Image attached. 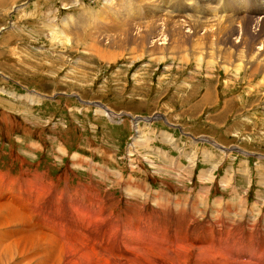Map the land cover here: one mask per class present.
I'll use <instances>...</instances> for the list:
<instances>
[{
	"label": "rangeland",
	"instance_id": "374dc122",
	"mask_svg": "<svg viewBox=\"0 0 264 264\" xmlns=\"http://www.w3.org/2000/svg\"><path fill=\"white\" fill-rule=\"evenodd\" d=\"M103 2L0 0V75L6 78L0 77V90L12 94L0 92V264H56L59 244H54L48 235L44 240L38 235L43 233L36 229L39 215L44 214L59 219L79 218V223L93 235L75 233L72 238L85 248L89 246L88 252L97 251L98 241L93 236L98 232L97 237L102 239L106 228L112 239L127 242L129 238L146 239L148 229L155 235L165 227L191 236L195 224L199 234L192 238L218 241L220 235L211 234L217 222L223 230L233 229L236 240L230 236L226 242L234 240L233 246L227 245L238 251L243 236L246 240L264 238V160H249V175L234 184L237 193L229 187L217 189L221 194L208 195L211 174H202L221 162L215 160L224 154L220 150L206 143L192 144L162 121L139 122L134 128L126 117L110 123L108 120L114 117L108 119L99 112L105 109L93 110L74 98L56 95L73 94L82 101L101 102L115 112L164 114L169 123L181 125L185 133L209 136L228 148L237 146L240 143L229 130L236 132L238 124L231 129L234 121L246 117L240 116L238 108L231 110L225 101L253 84L256 86L252 91L264 84V21L246 15L243 27L200 23L199 30L193 31L188 17L178 12L166 14L164 6L155 0ZM182 6L178 4L176 9ZM238 16L241 15L228 18H241ZM55 33L62 36V44L52 40ZM194 42L201 48L194 49ZM97 47L100 50L96 51ZM223 49H231L233 59L224 60ZM198 57L201 60L196 61ZM235 68H239L237 75ZM204 86H208L206 92L201 88ZM28 91L56 96L28 104ZM213 92L219 95L218 101ZM235 102L244 108L251 105L246 100ZM222 107L232 111L228 119L222 118ZM258 112V117L248 118L250 136L246 137H251L252 150L264 155V143L259 142H264V112ZM164 129L174 135V143H165ZM76 160L82 161L74 163ZM225 161L236 164L238 160ZM33 172L40 174L31 177ZM5 173H23V177L10 178ZM127 182L145 190L151 187L152 193L144 198L147 201L140 199V192H134L137 186L129 188ZM54 183L63 197L54 195ZM33 191L37 197L34 200ZM124 191H128L129 198ZM156 197L158 203L154 201ZM8 204L17 211L18 219L6 207ZM163 204L172 207L167 214L157 208ZM80 205L86 207L83 213ZM177 209L179 220L172 218ZM146 216L151 218L145 220ZM34 219L36 222L30 224ZM87 220L92 224L86 225ZM101 221L113 227L102 229ZM19 223L25 232L30 225L38 236L32 246L27 242L23 247L17 244L16 232L22 229ZM248 233L250 238L246 237ZM227 247L218 249L231 253L233 250ZM193 253L200 262L208 251L195 249ZM168 255H173L172 249L166 251ZM136 258L131 257L137 261Z\"/></svg>",
	"mask_w": 264,
	"mask_h": 264
},
{
	"label": "bare ground",
	"instance_id": "6f19581e",
	"mask_svg": "<svg viewBox=\"0 0 264 264\" xmlns=\"http://www.w3.org/2000/svg\"><path fill=\"white\" fill-rule=\"evenodd\" d=\"M121 1H123V3L126 1V0H121ZM153 1V0H152ZM186 1L187 0H182V1H180V2H178V3H173L172 4V6H171V9H166L165 8V2H164V4H161V2H158L157 0H155V2L156 3H158V4H160V5H163L164 6V11H166V14H172V13H174V14H177V13H175V12H178L179 14H181V16L184 14L185 16H186V19H187V17L189 18V21H190V27H191V29L193 30V31H196V30H199V25H197V24H200V23H203V24H209V23H213V24H224V23H227L226 25H238V26H242L243 25V23H245L246 21V18H245V16L246 15H244V17L243 16H238V17H241V18H237V19H231V18H228V14L227 13H225L226 14V16L227 17H223V16H216L217 18H214V19H212V20H206V19H204V20H200V19H198V18H191V16H189L187 13H185V11H181V10H178V9H176V6L179 4H185L186 3ZM253 1L254 0H252V3L249 5V8L250 9H255V11H259V9L262 7V5H261V2H260V0H256V1H259V4H254L253 3ZM237 4V6H238V9L239 10H241V8H242V5H241V3H236ZM132 8V7H131ZM17 9V8H16ZM125 10V9H124ZM135 10V9H134ZM145 10H148L147 8L145 9ZM127 11L129 12L130 11V7H128V9H127ZM169 11H171L170 13H167V12H169ZM152 13V12H151ZM160 16V15H159ZM179 17V16H178ZM182 17H184V16H182ZM245 18V19H244ZM116 19V18H115ZM185 18H183V20H184ZM255 20V19H254ZM262 21H264V18L263 19H261ZM172 21V20H171ZM175 22H177V21H175ZM82 24V23H81ZM81 24H79V25H77V26H80ZM128 25V24H127ZM173 25H174V23H173ZM181 25V24H180ZM201 25V24H200ZM218 25V26H219ZM157 26V25H156ZM147 27V26H146ZM166 27V26H165ZM222 27V26H221ZM243 27V26H242ZM127 28V27H126ZM135 28V27H134ZM149 28V27H148ZM227 28V27H226ZM234 28V27H233ZM136 29V28H135ZM154 29V28H153ZM229 29H231V28H229ZM256 29V28H255ZM232 30H234V29H232ZM224 31V30H223ZM175 32V31H174ZM166 33V32H165ZM164 33V34H165ZM179 33H180V31H179ZM179 33L177 34V35H179ZM56 34V33H55ZM59 34H61V32L59 33ZM58 34V35H59ZM74 35V34H73ZM139 35V34H138ZM137 35V36H138ZM160 35V34H159ZM159 35H157V36H159ZM221 35V34H220ZM219 35V36H220ZM52 36V40H58L59 42H61V44H62V36L61 37H59V36H57V34L56 35H51ZM156 36V37H157ZM223 39V38H222ZM77 42V41H76ZM75 43V42H74ZM91 45V44H90ZM194 49H200L201 48V45L200 44H196L195 42H194ZM91 47V46H90ZM97 49L98 50H100L98 47L96 48V51H97ZM222 49V48H221ZM223 50H225V49H223ZM94 51V50H93ZM220 52V51H219ZM231 52H232V50L230 49H226L225 51H223L222 53H221V55L223 56V59L224 60H230L231 58L233 59V57H232V55H231ZM235 52V51H234ZM196 53V52H195ZM237 53V52H236ZM236 53H235V55H236ZM220 54V53H219ZM172 55V54H171ZM196 55H198V53L196 54ZM240 56V55H239ZM262 56V55H261ZM172 57V56H171ZM196 57V56H195ZM251 57V56H250ZM241 58H242V56H241ZM252 59V58H251ZM198 60H201L199 57L198 58H196V61H198ZM263 60V59H262ZM180 61V60H179ZM246 61H247V59H246ZM242 62V61H241ZM248 62H250V59L248 60ZM251 63V62H250ZM261 65V64H260ZM263 67V66H262ZM225 68V67H224ZM259 69V68H258ZM238 71H239V68H235V72H236V75L237 74H239L238 73ZM249 72V71H248ZM229 73V72H228ZM260 74V73H259ZM241 75V74H240ZM228 78V77H227ZM238 79V78H237ZM36 97V96H35ZM37 98V97H36ZM96 108H101V109H105L104 111H101V110H99V112L102 114V115H104V116H106L108 119H111V118H113V117H115V115L112 113V112H110V110L108 109V108H106V107H95L94 109H96ZM225 110V109H224ZM111 121V120H110ZM136 129H135V133H136ZM163 134V138H164V141H165V143H168V142H171L172 140H173V138L168 134V133H165V132H163L162 133ZM162 136V135H161ZM135 137V136H134ZM137 138H139V136L137 137ZM134 139V138H133ZM139 141V140H138ZM168 141V142H167ZM131 146H132V143H130V149H131ZM134 147V146H133ZM132 147V148H133ZM205 151V150H204ZM209 152V151H208ZM210 158V157H209ZM206 160H207V158H206ZM211 160V159H210ZM78 160H76L74 163H76ZM79 161H82V160H79ZM78 161V162H79ZM194 161V160H193ZM83 162L85 163V164H87L86 162H85V160H83ZM82 162V163H83ZM150 163V162H149ZM80 165V164H79ZM192 167V166H191ZM192 169V168H191ZM39 175V174H38ZM41 178V177H40ZM45 180V179H44ZM46 181V180H45ZM47 182V181H46ZM55 184V189L53 190V192H55V194L54 195H56V198L57 197H63L62 196V191L60 190V188H59V186H58V184L57 183H54ZM14 186L15 187H17V184H14ZM126 186L127 187H129V188H131L132 186H134V184L133 183H131V182H127L126 183ZM134 192H136V193H138L139 194V192L141 193V197H140V199H144L145 198V195L146 194H143V192L142 191H139L137 188H136V190L134 191ZM33 193H34V191H33ZM33 193H31V195L33 196V200L35 199V197H36V195H35V193H34V195H33ZM149 193H152V192H149ZM148 193V194H149ZM85 196H86V194H85ZM155 196H157V194L155 195ZM37 198V197H36ZM75 198V197H74ZM157 199H158V197H156V198H154V201L156 202L157 201ZM11 200H12V198H11ZM160 201V200H159ZM162 201V200H161ZM156 203H158V202H156ZM155 203V204H156ZM167 204V203H166ZM166 204H165V206H164V204H163V206H161V207H157V208H159L160 210H162V212H163V214H167L168 213V211L172 208V207H170L169 205H167V207H166ZM158 205V204H157ZM159 205H162V204H160L159 203ZM9 210H11L12 211V213H13V215L14 216H16L15 218H17L18 219V216H17V211L14 209V208H12V207H10V204H8L7 206H6ZM139 207V206H138ZM147 207V206H146ZM108 208V207H107ZM134 208L135 209H137V207H136V205L134 206ZM169 208V210H167ZM5 211H8L6 208H3ZM106 209V208H105ZM138 210V209H137ZM140 210V209H139ZM138 210V211H139ZM107 211H109V210H107ZM3 212V211H2ZM75 212V211H74ZM110 212V211H109ZM108 213V212H107ZM112 213V212H111ZM11 214V213H10ZM128 214H129V212H128ZM162 214V215H163ZM218 214V213H217ZM4 215H5V212H4ZM8 215V214H7ZM156 215H157V213H156ZM160 215V214H159ZM6 216V215H5ZM61 216V215H60ZM128 216H130V215H128ZM132 216V218L133 217H135L136 215L134 214V215H131ZM152 216V215H151ZM147 217V216H146ZM153 217L154 218H156L154 215H153ZM165 217V216H164ZM186 217V216H185ZM64 218V217H63ZM149 218H151V217H147V220L149 219ZM172 218L173 219H176V220H179V210L177 209L176 210V212H174L173 214H172ZM182 218V217H181ZM188 218V217H187ZM79 219V218H78ZM107 219V218H106ZM109 219V218H108ZM171 219V218H170ZM14 220V219H13ZM166 220V219H165ZM22 221V220H21ZM189 221V220H188ZM38 222H40V221H38ZM102 222V221H101ZM187 222V221H186ZM41 223V222H40ZM39 224V223H38ZM216 224V225H215ZM18 225H20V223L18 224ZM34 225H36V224H34ZM101 225H102V229H103V227L105 228V226L104 225H111L109 222L108 223H106V222H104V225H103V222L101 223ZM101 225H100V227H101ZM161 225V224H160ZM163 225H164V223H163ZM194 226H196L195 228V235L196 234H199V232H198V226L197 225H195V224H193ZM214 225V227H213V231H212V236H213V233H215V232H217L219 235H220V239L219 240H221V237L223 238H225L224 239V241H226L228 238L230 239V236H232V233H231V231H233V229H231V231H229V229H227V230H223L221 227H220V225H219V223H214L213 224ZM28 226V225H27ZM98 226H99V223H98ZM112 227H113V225H111ZM218 228V230H216V227ZM20 227L22 228L20 231H21V233H19L18 231L16 232V233H18V235H19V243H17V244H19V245H21L22 247L26 244V242H27V245H31L32 246V242H35V240H37V239H39L38 238V236H36V235H34L35 233L33 232L34 230H33V228H31L30 227V225L28 226L29 227V229H27V232H25V228L23 229V226H21L20 225ZM112 227H111V230L112 231H117V229H115V228H113L112 229ZM139 227V226H138ZM230 227V226H229ZM232 227V226H231ZM99 228V227H98ZM150 228V227H149ZM156 228V227H155ZM171 228V227H170ZM225 228V227H224ZM107 229V228H106ZM137 229H139V228H137ZM161 229H163V228H161ZM161 229H159V231L161 232ZM172 230H173V228H171ZM247 229V228H246ZM250 229H252V228H250ZM33 230V231H32ZM141 230V228L139 229V231ZM158 230V229H157ZM165 230H166V227H165ZM105 231V230H104ZM135 231V230H134ZM137 231V230H136ZM158 231V232H159ZM251 231V230H250ZM255 231V230H254ZM97 232V231H96ZM99 232H100V230H99ZM101 232H102V230H101ZM234 232V231H233ZM114 233H116L117 234V232H114ZM137 233H139L138 231H137ZM156 233V232H155ZM217 233H215L214 235H216ZM36 234H38V233H36ZM112 234H113V232H112ZM136 233H134V235H135ZM193 234V235H194ZM238 234V233H237ZM38 235H40L42 238H44V240H45V238H47V235H45V234H38ZM95 235H97L98 236V232L97 233H95ZM103 235V234H102ZM127 235V234H126ZM129 235H130V233H129ZM133 235V236H134ZM143 235V234H142ZM242 235V234H241ZM39 236V237H40ZM121 236V235H120ZM139 236H141V235H139ZM138 236V237H139ZM211 236V237H212ZM234 236V235H233ZM231 237V238H234L235 239V237ZM236 236V235H235ZM16 237V236H15ZM77 237V236H76ZM100 237V236H99ZM99 237H98V239H97V241H98V244H97V251H95L94 249H92L90 252H88L86 249L89 247H87V248H85V246L83 245V244H80L79 242H77L76 243V240L74 239V238H72V240L71 241H68V240H65V239H63V242H62V244L61 245H59L60 246V256H55L56 257V259H55V261H56V264H156V263H159V264H264V244H262L263 242H264V238L262 237V239H260L259 238V240H252L250 237H251V235L248 233L247 235H246V237L247 238H250V239H244V236H243V239H241V240H239V242L240 243H238V248H239V251L237 250V248H233V247H230V246H228L227 244H224V245H219V246H224V247H230L233 251L231 252V253H233V254H236V255H238V257L237 256H232V255H230V251H227V250H220V249H218V247L216 248V247H214V245L211 243V242H209V244L206 246L207 248H205L204 250H207L208 251V254L207 255H205L204 256V260L203 261H200V262H198L197 260H196V257H197V254L196 253H193L194 254V256H193V254H192V252L195 250V249H193L194 247L193 246H190V245H187V244H184V243H182V244H175L174 242H173V244H172V242L171 243H168V248H166V249H164V247H163V245L162 246H158V250H159V252L158 253H155V252H149V253H144V252H142L141 254H139V255H136V254H132V251H133V248H132V246L131 245H129V244H127V245H124L121 249L119 248V247H116L115 248V250L111 253V256L110 255H108V253L106 252V250H107V248H108V246L109 245H107V244H109L108 243V241L106 240V239H104V238H102V239H99ZM130 237V236H129ZM238 237V236H237ZM240 237V236H239ZM245 237V238H246ZM79 238V237H78ZM84 238V237H83ZM88 238H89V236H88ZM127 238V237H126ZM131 238H132V236H131ZM140 238V237H139ZM142 238V237H141ZM140 238V239H141ZM147 238V237H146ZM17 239H18V236H17ZM80 239V238H79ZM85 239V238H84ZM83 239V240H84ZM87 239V238H86ZM133 239V238H132ZM209 239V238H208ZM49 240V239H48ZM48 240H47V242H48ZM94 240V239H93ZM93 240H92V242H93ZM113 240H114V238H113ZM212 240H214V238L212 239ZM223 240V239H222ZM236 240V239H235ZM15 241V240H14ZM40 241V240H39ZM43 241V240H42ZM118 241V240H117ZM129 241H131L130 240V238H129ZM134 241V240H133ZM16 242H17V240H16ZM46 242V241H45ZM53 242V241H52ZM85 242V241H84ZM244 242H246V243H249V244H254L255 246H250L249 248H248V245L247 244H245ZM260 242H262V243H260ZM41 243V242H40ZM54 244H57L58 245V243L56 242V241H54L53 242ZM229 243H235V241L234 240H230L229 241ZM39 244V243H38ZM261 244V245H260ZM225 245H227V246H225ZM47 246H48V244H47ZM40 247V246H39ZM44 247V246H43ZM91 247H92V245H91ZM227 247V248H228ZM155 249H157V248H155ZM168 249H172V252H173V255H168V256H166V251L168 250ZM41 250V249H40ZM42 250H43V248H42ZM197 250H203V249H197ZM246 250H248V251H246ZM45 251V250H44ZM48 251V250H47ZM19 252V251H18ZM119 252H122L123 254L122 255H119ZM19 253H21V251L19 252ZM141 256V258L140 259H138L137 261H135V260H132L131 259V257H133V256ZM17 256V255H16ZM39 257V256H38ZM53 258V257H52ZM138 261H140V262H138ZM1 263V262H0ZM46 264V263H45Z\"/></svg>",
	"mask_w": 264,
	"mask_h": 264
},
{
	"label": "clouds",
	"instance_id": "9594fccd",
	"mask_svg": "<svg viewBox=\"0 0 264 264\" xmlns=\"http://www.w3.org/2000/svg\"><path fill=\"white\" fill-rule=\"evenodd\" d=\"M189 2L191 3V2H192V0H189ZM219 6H221V5H217V7H219Z\"/></svg>",
	"mask_w": 264,
	"mask_h": 264
}]
</instances>
